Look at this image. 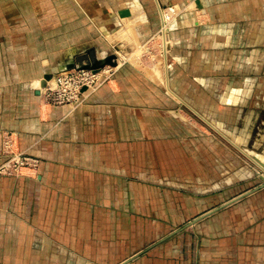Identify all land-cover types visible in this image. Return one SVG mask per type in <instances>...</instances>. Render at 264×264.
<instances>
[{
    "label": "crops",
    "instance_id": "obj_1",
    "mask_svg": "<svg viewBox=\"0 0 264 264\" xmlns=\"http://www.w3.org/2000/svg\"><path fill=\"white\" fill-rule=\"evenodd\" d=\"M165 12L170 90L140 59ZM262 30L264 0H0V164L6 133L41 158L0 175V264H264V210H230L247 196L187 225L244 192L226 189L241 160L182 109L201 115L188 92L207 45ZM110 53L137 58L79 106L42 100L46 74Z\"/></svg>",
    "mask_w": 264,
    "mask_h": 264
},
{
    "label": "rangeland",
    "instance_id": "obj_2",
    "mask_svg": "<svg viewBox=\"0 0 264 264\" xmlns=\"http://www.w3.org/2000/svg\"><path fill=\"white\" fill-rule=\"evenodd\" d=\"M168 23H165V28L162 26L157 34L167 32V37H169L171 31L170 17ZM206 47L211 54L206 59L205 67L207 69L196 68L197 74L194 76L198 84L195 87L194 84H191L188 92L189 99L196 105L193 107L204 118L191 107L184 106L182 109L199 122L200 126H204L212 137L214 136L216 140L225 144L230 153H235L237 163L238 160H241L242 179L227 186V195L229 196L240 191L251 190L264 183V36L260 35L258 42L210 43ZM168 48L170 52V45ZM162 49L161 37L152 38L140 55L141 63L149 68L158 66L164 74L165 60ZM110 67L113 68L112 65H106L102 69ZM167 77L169 78V74ZM197 77L199 78L197 79ZM202 78L208 86H202L199 83V81L202 82ZM103 81L105 80L103 79ZM234 87L236 88L235 91L232 90ZM224 95L228 99L231 95H235L236 100L233 102L227 100V103L218 101ZM218 119L222 122V128L216 123ZM235 134L242 135V138H238L241 140H236ZM225 136L238 142L244 151L237 148ZM149 189L152 191V188ZM245 200L248 201L242 205ZM188 204L191 207L190 211L192 206L189 202ZM193 207L194 210H197L199 204H195ZM184 210V208L180 209V214ZM230 210H233L234 213L235 211L256 212L257 210H264V188L247 196ZM181 221L179 220V222Z\"/></svg>",
    "mask_w": 264,
    "mask_h": 264
},
{
    "label": "built area",
    "instance_id": "obj_3",
    "mask_svg": "<svg viewBox=\"0 0 264 264\" xmlns=\"http://www.w3.org/2000/svg\"><path fill=\"white\" fill-rule=\"evenodd\" d=\"M106 75L105 81L114 73L113 68L102 71ZM94 69L73 68L62 71L53 77L40 90L42 100L52 106L73 105L83 101L84 93L89 87L99 88L103 83L100 75ZM104 81V82H105ZM3 161L0 164V175H20L23 169H38L41 159L38 156L15 149L12 134L6 133L1 139Z\"/></svg>",
    "mask_w": 264,
    "mask_h": 264
},
{
    "label": "water",
    "instance_id": "obj_4",
    "mask_svg": "<svg viewBox=\"0 0 264 264\" xmlns=\"http://www.w3.org/2000/svg\"><path fill=\"white\" fill-rule=\"evenodd\" d=\"M126 13V12H125ZM121 14L124 15V12H121ZM106 65H112V66H116L118 65V61H117V55L115 53H110L108 54L107 56H105L104 58H95L92 62H87L85 64H82L80 66H75L74 68H87V69H94V70H98L99 68H102ZM53 76H55V73H48L45 75V79L49 80L51 79ZM46 84V83H45ZM242 151H244L242 149ZM264 188V183H262L261 185L251 189V190H248L242 194H240L239 196L229 200L228 202L222 204L221 206H218L208 212H206L205 214L199 216L198 218H195L192 222L188 223L187 225L189 224H192V223H195L197 221H199L200 219H202L203 217L209 215V214H212L213 212L219 210V209H222V208H225L243 198H245L246 196L260 190Z\"/></svg>",
    "mask_w": 264,
    "mask_h": 264
},
{
    "label": "bare ground",
    "instance_id": "obj_5",
    "mask_svg": "<svg viewBox=\"0 0 264 264\" xmlns=\"http://www.w3.org/2000/svg\"><path fill=\"white\" fill-rule=\"evenodd\" d=\"M171 15L172 14H170L169 12H165V16H164V25H166L165 23H168V18L169 17H171ZM169 16V17H168ZM171 21V20H170ZM169 24V23H168ZM171 24V23H170ZM163 25V26H164ZM169 26V25H168ZM163 28H165V27H163ZM160 35H163V34H159V35H157V37H159ZM163 38H165L166 39V36H164L163 35ZM169 46V44H167V47ZM138 54V53H137ZM108 55V54H107ZM107 55H105V56H107ZM122 56V59H121V57H117V61H118V65H116V66H113V70H115V69H117V67L118 66H120L122 63H123V61H126V60H133V59H136L137 58V56H133L132 55V53H131V55H129V53L128 54H123V55H121ZM104 58V57H103ZM102 68H99L98 70H95L96 72H98L99 74L98 75H100V80H99V83H100V81H102V83H104V81H103V79L105 80V77H106V75H104L103 73H102V71H104V70H109V68L108 69H102ZM101 70V71H100ZM114 73H115V71H114ZM114 73L110 76V78H112L113 76H114ZM149 76L152 78V79H154V80H157L158 82H162L164 85H165V88L167 89V90H170V87H169V85H168V82H167V79H166V77L164 76V74H163V71L160 69V68H158V67H154L153 69H149ZM54 77V76H53ZM53 77L51 78V79H49V80H47V79H45V77H44V81H45V83H43V85L41 84V89H43L44 88V86H46L47 85V83L48 82H52L53 81ZM163 85V86H164ZM97 89V88H96ZM94 87H89L88 88V90L90 91V92H92V91H94V90H96ZM85 97H86V95H84V98H83V101L85 100ZM83 101L81 102V103H79V104H73L72 106L73 107H76V106H79L80 104H82L83 103ZM1 147H2V145H1ZM264 164V163H263ZM262 165V164H261Z\"/></svg>",
    "mask_w": 264,
    "mask_h": 264
}]
</instances>
